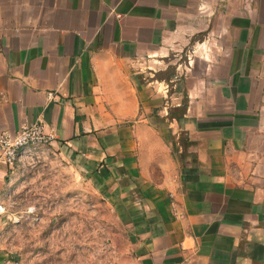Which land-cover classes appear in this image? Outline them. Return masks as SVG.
<instances>
[{"label":"crops","instance_id":"obj_1","mask_svg":"<svg viewBox=\"0 0 264 264\" xmlns=\"http://www.w3.org/2000/svg\"><path fill=\"white\" fill-rule=\"evenodd\" d=\"M209 26L185 106L155 116L136 61ZM39 119L124 221L117 264H264V0H0V133Z\"/></svg>","mask_w":264,"mask_h":264},{"label":"rangeland","instance_id":"obj_2","mask_svg":"<svg viewBox=\"0 0 264 264\" xmlns=\"http://www.w3.org/2000/svg\"><path fill=\"white\" fill-rule=\"evenodd\" d=\"M214 37L209 26L167 46L164 58L136 61L140 79L153 81L155 94L166 93L154 98L160 103L155 116L165 113L167 99L169 113L174 112L173 103L184 105L186 77L203 75L217 49ZM5 196L3 244L21 264H117L126 253L125 223L109 196L49 142L22 153L10 172Z\"/></svg>","mask_w":264,"mask_h":264},{"label":"built area","instance_id":"obj_3","mask_svg":"<svg viewBox=\"0 0 264 264\" xmlns=\"http://www.w3.org/2000/svg\"><path fill=\"white\" fill-rule=\"evenodd\" d=\"M55 138V128L47 129L42 119L24 122L16 131L5 129L0 133V163L13 166L28 147L48 142L51 143ZM174 209L177 210L175 205ZM5 210V204L0 202V212H4ZM176 213L179 214L178 212ZM0 264L21 263L13 259L10 262H0Z\"/></svg>","mask_w":264,"mask_h":264},{"label":"trees","instance_id":"obj_4","mask_svg":"<svg viewBox=\"0 0 264 264\" xmlns=\"http://www.w3.org/2000/svg\"><path fill=\"white\" fill-rule=\"evenodd\" d=\"M185 106V105H184Z\"/></svg>","mask_w":264,"mask_h":264}]
</instances>
